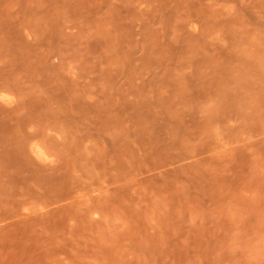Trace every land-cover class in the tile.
I'll return each mask as SVG.
<instances>
[{"label":"rangeland","instance_id":"1","mask_svg":"<svg viewBox=\"0 0 264 264\" xmlns=\"http://www.w3.org/2000/svg\"><path fill=\"white\" fill-rule=\"evenodd\" d=\"M0 264H264V0H0Z\"/></svg>","mask_w":264,"mask_h":264}]
</instances>
